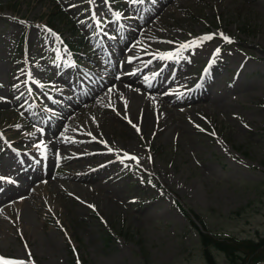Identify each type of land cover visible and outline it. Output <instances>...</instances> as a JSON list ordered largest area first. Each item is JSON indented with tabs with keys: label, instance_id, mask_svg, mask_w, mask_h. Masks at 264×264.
I'll return each mask as SVG.
<instances>
[{
	"label": "rangeland",
	"instance_id": "374dc122",
	"mask_svg": "<svg viewBox=\"0 0 264 264\" xmlns=\"http://www.w3.org/2000/svg\"><path fill=\"white\" fill-rule=\"evenodd\" d=\"M156 3L0 0V137L28 161L0 143V256L207 264L199 228L264 236V0Z\"/></svg>",
	"mask_w": 264,
	"mask_h": 264
},
{
	"label": "trees",
	"instance_id": "16d2710c",
	"mask_svg": "<svg viewBox=\"0 0 264 264\" xmlns=\"http://www.w3.org/2000/svg\"><path fill=\"white\" fill-rule=\"evenodd\" d=\"M177 204L180 210L189 216L181 202L178 201ZM195 216L199 219L197 215ZM191 222L195 225L193 221ZM199 240L203 258L207 264H219L213 250L221 253L226 258L228 264H259L264 262V236L256 239L238 238L234 236H220L201 229Z\"/></svg>",
	"mask_w": 264,
	"mask_h": 264
},
{
	"label": "bare ground",
	"instance_id": "6f19581e",
	"mask_svg": "<svg viewBox=\"0 0 264 264\" xmlns=\"http://www.w3.org/2000/svg\"><path fill=\"white\" fill-rule=\"evenodd\" d=\"M150 1V6L155 5L154 1H160V0H149ZM169 1V0H168ZM157 4V3H156ZM157 8V7H156ZM127 59V58H126ZM26 74V72H25ZM25 76V75H24ZM146 76H150L147 73L144 74H132L130 76H125V77H121L119 78V80L123 83H121L122 85H126V86H131V87H143L144 83L142 81V79ZM95 89V94H91V95H83L85 98H89L88 101L90 102L91 99L95 98L98 94H99V89L97 87L94 86ZM86 103V102H83ZM68 114V113H65ZM70 120V118L66 115L62 116L61 119H59L58 125H59V130L61 129H65L66 127H68V125L66 124V122H68ZM40 125V124H39Z\"/></svg>",
	"mask_w": 264,
	"mask_h": 264
},
{
	"label": "snow or ice",
	"instance_id": "6c2138e0",
	"mask_svg": "<svg viewBox=\"0 0 264 264\" xmlns=\"http://www.w3.org/2000/svg\"><path fill=\"white\" fill-rule=\"evenodd\" d=\"M75 5H73L74 7ZM221 37L227 41V42H231L230 38L221 34ZM213 37L212 36H204V37H200L198 38L199 39V42H203L205 40H210L212 39ZM197 42L196 41H193L189 44H183L181 45L180 47L181 48H187V47H190L192 46L193 44H196ZM135 126V125H134ZM139 131V129H137ZM111 151V149H110ZM125 156L127 157V154L125 153ZM129 159H132V160H136L137 158L132 156V157H128ZM0 179H3V178H0ZM31 256V254L29 253V257ZM0 264H26V262L24 260H19V259H10V258H6L4 256H0Z\"/></svg>",
	"mask_w": 264,
	"mask_h": 264
}]
</instances>
